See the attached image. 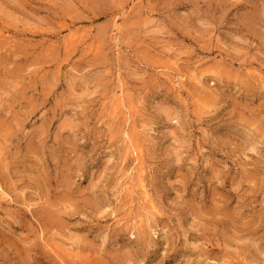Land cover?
I'll use <instances>...</instances> for the list:
<instances>
[{
    "label": "rangeland",
    "instance_id": "1",
    "mask_svg": "<svg viewBox=\"0 0 264 264\" xmlns=\"http://www.w3.org/2000/svg\"><path fill=\"white\" fill-rule=\"evenodd\" d=\"M0 264H264V0H0Z\"/></svg>",
    "mask_w": 264,
    "mask_h": 264
}]
</instances>
